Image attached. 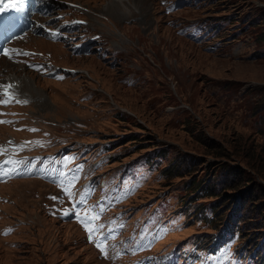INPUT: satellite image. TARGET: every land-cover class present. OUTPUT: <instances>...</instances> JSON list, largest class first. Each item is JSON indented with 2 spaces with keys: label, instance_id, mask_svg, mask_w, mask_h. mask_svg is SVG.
Returning a JSON list of instances; mask_svg holds the SVG:
<instances>
[{
  "label": "rangeland",
  "instance_id": "374dc122",
  "mask_svg": "<svg viewBox=\"0 0 264 264\" xmlns=\"http://www.w3.org/2000/svg\"><path fill=\"white\" fill-rule=\"evenodd\" d=\"M67 1L80 4L77 12L87 19L90 34H100V47L109 56H71L66 46L39 36L21 41L55 50V64L75 68L61 81L0 59V78L17 77L30 99L13 107L14 114L3 115L10 123H0V144L23 157L15 164L20 176L0 184V225L17 226L0 236V264H108L97 259L73 223L59 222L43 209L45 193L52 191L46 182L54 156L74 164L87 143H109L113 158L92 176L138 162L142 186L122 204L129 223L139 220L129 232L141 242H128L134 255L118 257V264H181L184 259L196 264L183 249L198 240L210 242L213 227L232 215L240 223L239 244H254L245 257L236 251L215 261L256 264L252 250L264 252V0L50 4L61 9ZM110 3L118 4L111 9ZM138 16L142 20L127 23ZM183 27L186 32L180 33ZM65 147L76 151H61ZM153 151L161 157L151 163L147 157ZM175 159L189 162V171L166 179L162 169ZM211 206L219 208L216 219ZM170 223L165 240L157 238L155 228L165 232ZM172 243L182 246L174 252Z\"/></svg>",
  "mask_w": 264,
  "mask_h": 264
},
{
  "label": "snow or ice",
  "instance_id": "6c2138e0",
  "mask_svg": "<svg viewBox=\"0 0 264 264\" xmlns=\"http://www.w3.org/2000/svg\"><path fill=\"white\" fill-rule=\"evenodd\" d=\"M24 0H11L10 3H4V0H0V12L6 11L8 8H16L18 5H22ZM15 52V50H8L5 49L3 52H0V55L6 56L8 59H12V53ZM19 54V53H16ZM27 55V53H25ZM39 70V69H37ZM62 79V77H60ZM16 87L14 84H0V89L3 90L4 99H0V104H9L13 101L18 104H27V100H20L16 98L15 92L12 90ZM0 123H10V121L0 120ZM30 131H38L37 129H29ZM12 142L9 141V144ZM20 150L23 149V145L18 146ZM7 151L6 148L0 146V155H3ZM16 161H13L11 159L5 161V163H15ZM4 175H7V172L4 173ZM72 184L69 182L67 186H62V189L64 191V194L69 196L70 198L73 196V193L71 191ZM52 199H58V197H51ZM80 203H84L83 200L80 201ZM65 215L68 213L65 212ZM77 216V219L82 224V226L85 228V231L88 233V238L91 242L95 243L96 247L101 251V253L107 255L106 253V247H107V239L108 237H104L103 239H94V234H101L100 229L102 228L101 225H98L95 223L99 219L98 215H93L90 210L83 209L81 212L75 213ZM83 216V218H81ZM11 229L5 231V235L10 232Z\"/></svg>",
  "mask_w": 264,
  "mask_h": 264
},
{
  "label": "trees",
  "instance_id": "16d2710c",
  "mask_svg": "<svg viewBox=\"0 0 264 264\" xmlns=\"http://www.w3.org/2000/svg\"><path fill=\"white\" fill-rule=\"evenodd\" d=\"M115 160H118V159H115ZM183 160L179 159H175L174 161L170 162L168 165L164 166L163 169H162V173L164 175V177L166 179H171L173 177H182L184 175H186L189 171V167H190V164L189 162H186V163H182ZM197 185V182H194L191 184V186H195ZM207 195H213V193H210V192H207L206 193ZM212 213H213V217L211 219H216L217 218V214L219 213V208H216L215 206H211V208H209ZM199 213V212H197ZM227 222H232L231 224V227L228 229L230 231V233H235V230L238 229V226H239V222H238V218H234L233 219V215L230 216L228 218V221ZM254 228H261V226H255ZM239 236H238V240H237V243L239 244V241H240V237H241V232L238 233ZM262 244H264V239L262 240ZM254 244V241L252 240H246V242H244V244L242 245H246V246H253ZM241 245V244H240ZM260 245L258 244V247ZM264 247V245H263ZM260 248V247H259ZM255 252H256V255L258 257V260L264 264V252H262L261 254L258 253L257 249H255Z\"/></svg>",
  "mask_w": 264,
  "mask_h": 264
},
{
  "label": "bare ground",
  "instance_id": "6f19581e",
  "mask_svg": "<svg viewBox=\"0 0 264 264\" xmlns=\"http://www.w3.org/2000/svg\"><path fill=\"white\" fill-rule=\"evenodd\" d=\"M118 1V0H117ZM121 1V0H120ZM116 2V1H115ZM119 3H121V2H119ZM125 3V2H124ZM127 3V2H126ZM111 4V6H109L108 8H111V9H115V7H116V4H118V3H110ZM123 4V3H122ZM120 5V4H119ZM124 5H126V4H124ZM123 6V5H122ZM124 7V6H123ZM124 8H126V7H124ZM127 9V8H126ZM129 9V8H128ZM102 9H100V11H101ZM120 10V9H119ZM105 11V10H104ZM125 13V12H124ZM99 14V13H98ZM124 15V14H123ZM95 16V15H94ZM93 17V16H92ZM96 18V17H95ZM96 23V22H95ZM49 42H51V43H55V42H52V41H49ZM50 51H52L53 52V50H50ZM1 59H3V58H1ZM123 110V109H122ZM127 112H128V110H127ZM19 180H21V179H19ZM22 180H32V179H22ZM16 182V181H15ZM17 183V182H16ZM21 185V184H20ZM22 185H30L31 187H36V185L35 184H32V183H23ZM36 189V188H35Z\"/></svg>",
  "mask_w": 264,
  "mask_h": 264
},
{
  "label": "clouds",
  "instance_id": "9594fccd",
  "mask_svg": "<svg viewBox=\"0 0 264 264\" xmlns=\"http://www.w3.org/2000/svg\"><path fill=\"white\" fill-rule=\"evenodd\" d=\"M134 20H137L138 21L139 19H134ZM134 20H131V21L134 22ZM132 22H130V23H132ZM88 56H91V55H88Z\"/></svg>",
  "mask_w": 264,
  "mask_h": 264
}]
</instances>
